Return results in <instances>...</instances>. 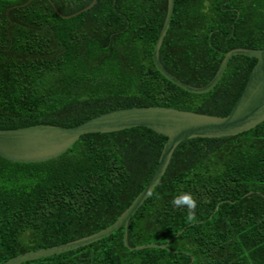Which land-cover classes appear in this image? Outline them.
<instances>
[{"label":"trees","instance_id":"obj_1","mask_svg":"<svg viewBox=\"0 0 264 264\" xmlns=\"http://www.w3.org/2000/svg\"><path fill=\"white\" fill-rule=\"evenodd\" d=\"M95 1L0 0V129L76 127L132 107L229 115L256 59L236 56L209 93L187 92L153 61L168 0ZM238 48L264 49V0H175L160 52L175 77L206 86ZM167 140L137 127L85 135L42 163L0 157V264L114 224L150 182ZM184 192L197 200L192 222L171 203ZM124 234L22 264H264V122L177 148L129 227L133 248L179 235L167 249L130 251Z\"/></svg>","mask_w":264,"mask_h":264},{"label":"water","instance_id":"obj_2","mask_svg":"<svg viewBox=\"0 0 264 264\" xmlns=\"http://www.w3.org/2000/svg\"><path fill=\"white\" fill-rule=\"evenodd\" d=\"M174 10L175 0H168L167 17L154 48L153 61L158 71L179 88L193 94L209 93L220 83L234 57L243 55L257 60L241 96L229 115L212 116L168 107H132L101 114L76 127L40 124L18 129H0V157L25 164L42 163L58 158L74 146L81 137L89 134H106L145 127L168 139L150 182L114 224L91 236L22 254L3 264H22L77 250L101 241L122 228L125 230L124 245L130 251H141L147 248L167 249L182 232L167 244L152 243L133 248L129 244V227L132 217L151 197L165 176L177 148L188 140L237 136L251 131L264 122V49H234L226 54L216 76L209 84L203 87L189 85L170 73L160 59V52L172 23ZM75 15L65 17L71 18Z\"/></svg>","mask_w":264,"mask_h":264},{"label":"clouds","instance_id":"obj_3","mask_svg":"<svg viewBox=\"0 0 264 264\" xmlns=\"http://www.w3.org/2000/svg\"><path fill=\"white\" fill-rule=\"evenodd\" d=\"M171 203L177 208L187 209V215L185 217L186 222H192L196 220L195 210L197 208V200L191 193H181L173 197Z\"/></svg>","mask_w":264,"mask_h":264}]
</instances>
